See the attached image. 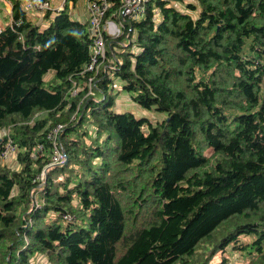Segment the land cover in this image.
I'll list each match as a JSON object with an SVG mask.
<instances>
[{
    "label": "trees",
    "instance_id": "16d2710c",
    "mask_svg": "<svg viewBox=\"0 0 264 264\" xmlns=\"http://www.w3.org/2000/svg\"><path fill=\"white\" fill-rule=\"evenodd\" d=\"M10 1L0 153L11 142L18 165L0 164L2 264H209L225 248L264 264V0H149L140 18L110 0L121 32L105 31L92 71L88 22L66 3L38 22ZM122 90L164 116L115 110ZM58 123L66 160L51 164Z\"/></svg>",
    "mask_w": 264,
    "mask_h": 264
},
{
    "label": "built area",
    "instance_id": "2783aa9c",
    "mask_svg": "<svg viewBox=\"0 0 264 264\" xmlns=\"http://www.w3.org/2000/svg\"><path fill=\"white\" fill-rule=\"evenodd\" d=\"M148 1L149 0H121V13L127 18L143 17L147 12ZM24 7L39 18H42L50 9L55 8L53 7L51 0H24ZM109 8L110 0H87L88 27L93 36V43L91 47V61L86 64V70H96L99 65V59L106 56L105 31L108 30L105 27L104 20ZM109 19L113 21H111V32H108L114 35L120 34V26L113 18ZM1 30L2 26L0 24V32ZM73 92L76 93V89ZM61 127V123L56 124L51 130H49L47 135L48 138L53 141L51 164L62 163L66 160L63 148L57 143V137L61 131ZM11 151L16 152V147L9 142L4 145L0 155L6 157Z\"/></svg>",
    "mask_w": 264,
    "mask_h": 264
},
{
    "label": "rangeland",
    "instance_id": "374dc122",
    "mask_svg": "<svg viewBox=\"0 0 264 264\" xmlns=\"http://www.w3.org/2000/svg\"><path fill=\"white\" fill-rule=\"evenodd\" d=\"M4 6H8V2L7 1H3V3H0V10L2 11L0 13V20L3 21V23H0L1 25H4V20H6L7 14H8L6 11H4V8H3ZM177 6L178 7H184V3L177 2ZM23 7H24V1H23ZM28 12L30 13V11H28ZM3 13L5 15H4L3 19H2L1 16H2ZM192 13L195 14V12H192ZM111 21H113V20L109 19V17L108 18L106 17L105 20H104L105 27H106V29L109 32H111V29H112ZM46 75H45V77H46ZM118 86H120V84ZM116 109L118 111H132L137 116L146 115L151 120H153V122H155L157 120H160L164 116V114L155 112L154 110H145V109H143L138 104L133 102V99H132V97H130L128 92L123 91V90L121 91V93L119 94V96L116 99V108H115V110ZM8 134H9V128H2L0 130V138H2L4 135H6L7 137H10ZM16 156H17V153H15L14 151H11L6 157H3V156L0 155V164L2 166L5 165V166H8L10 168H15L18 165ZM226 227H221L217 231H215L213 239H216L217 237H220V234H222V231ZM245 240H247V239L245 238ZM198 251H201V249H199ZM202 254L203 253L200 252V253H198V256L201 257ZM225 257L229 258V264H249L250 263V261H249L250 258H245V256L241 255L238 251H230L229 248H225L223 250L216 251L212 255L211 259H209L208 261H209V264H218V263H221V261ZM4 259H5V253H4V250H3V252L0 251V264H2V262H4ZM31 261L33 262V264H51L50 260L41 252L34 254L31 257ZM187 264H189V263L187 262Z\"/></svg>",
    "mask_w": 264,
    "mask_h": 264
},
{
    "label": "crops",
    "instance_id": "0c3cea01",
    "mask_svg": "<svg viewBox=\"0 0 264 264\" xmlns=\"http://www.w3.org/2000/svg\"><path fill=\"white\" fill-rule=\"evenodd\" d=\"M3 1L8 2V6L3 7L4 11H6L8 13L7 14L8 19L6 18V20H4V24H6L8 22H11V19H12V4H11L10 0H0V3H3ZM21 1H24V0H21ZM51 1L53 3V7H60V6L64 5V3H66L69 7V11H70L71 15L73 16V18L88 22L87 0H51ZM1 12L2 11L0 10V13ZM4 15L5 14L3 13L1 16L2 19H3ZM36 20L38 22L43 21V19L39 18V17L36 18ZM0 23H3V21L0 20ZM54 74H55V72L53 70H51L47 73L46 77H44V78L46 80L51 79Z\"/></svg>",
    "mask_w": 264,
    "mask_h": 264
}]
</instances>
